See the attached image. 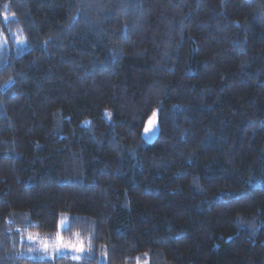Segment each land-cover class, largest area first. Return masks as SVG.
I'll return each instance as SVG.
<instances>
[{
    "label": "trees",
    "instance_id": "trees-1",
    "mask_svg": "<svg viewBox=\"0 0 264 264\" xmlns=\"http://www.w3.org/2000/svg\"><path fill=\"white\" fill-rule=\"evenodd\" d=\"M142 261L264 264V0H0V264Z\"/></svg>",
    "mask_w": 264,
    "mask_h": 264
},
{
    "label": "rangeland",
    "instance_id": "rangeland-1",
    "mask_svg": "<svg viewBox=\"0 0 264 264\" xmlns=\"http://www.w3.org/2000/svg\"><path fill=\"white\" fill-rule=\"evenodd\" d=\"M22 40L21 38H18ZM156 114L154 111L148 118L144 129H143V138L145 141L150 140L156 132ZM150 121L152 123H150ZM145 128L149 129L148 133H145ZM66 226V220H59V229H62ZM31 237V238H29ZM76 238V237H74ZM67 239L63 237L59 232H57L52 237H42L37 234H32L27 237V239L32 243L33 248L35 250H29L27 254H25L29 258H50L53 255L60 253H68L74 258H79L84 252V242L78 238ZM47 245V248H45ZM138 264H145V262H139Z\"/></svg>",
    "mask_w": 264,
    "mask_h": 264
},
{
    "label": "snow or ice",
    "instance_id": "snow-or-ice-1",
    "mask_svg": "<svg viewBox=\"0 0 264 264\" xmlns=\"http://www.w3.org/2000/svg\"><path fill=\"white\" fill-rule=\"evenodd\" d=\"M5 19H7V16H5ZM18 42H23V40H18ZM153 115L155 116V113ZM150 123H152V122L150 121ZM148 132H149V129L145 128V133H148ZM29 238H31V237H29ZM45 248H47V245H45Z\"/></svg>",
    "mask_w": 264,
    "mask_h": 264
}]
</instances>
